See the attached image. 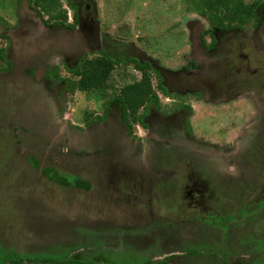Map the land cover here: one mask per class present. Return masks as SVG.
Returning a JSON list of instances; mask_svg holds the SVG:
<instances>
[{"label": "flooded vegetation", "instance_id": "1", "mask_svg": "<svg viewBox=\"0 0 264 264\" xmlns=\"http://www.w3.org/2000/svg\"><path fill=\"white\" fill-rule=\"evenodd\" d=\"M9 1L15 17L0 18L3 29L0 30V77L14 71L21 74L25 91L32 95L38 85L46 86L50 94L46 100L45 97L39 100L40 105L48 109L44 110L46 123L51 125L54 122L50 112L54 99L63 96L67 87L82 79L76 71L83 70L89 60L95 63L101 60L113 66L110 77L104 81L110 89L119 86L113 80L117 74L120 78L127 74L133 78L120 85L121 88L140 82L149 70H153L158 79L153 84L154 101L138 106L133 117L125 114L119 95L115 93L103 98L101 109L97 105L93 108L84 118L81 129L75 128L73 134L77 135L79 145L87 141L88 134H94L102 143L111 146L109 151L90 159L77 158L78 162L95 164L94 173H84L86 164L80 167V172L65 173L60 169L59 156L66 155L69 149L79 152L81 148L77 147L76 140L75 144L72 143L71 134L68 139L63 136L58 123L59 134L53 137L45 151L34 148L29 155L26 153L28 164L38 171L37 179L46 178L87 195L106 192L112 193V196H104L107 199H126L127 203L136 201L130 209L140 211V214L149 211L153 219H157V215L161 218L174 215L177 221L185 222L184 228L179 227L174 246H167L169 240L164 246L175 250L183 246L185 240L192 245L211 246L207 251L199 249V260H205L207 264L208 259L212 260L208 258L211 256L209 252L213 253L211 257L227 262L233 257L241 261L244 258H240V254L243 257V252L256 251L255 258L243 261L251 264L264 261V0L248 3L257 8L242 24L213 21L211 16L204 19L205 24L199 20L196 25L189 23L187 49L175 50L176 55L165 56V60L130 44L124 28L118 29L117 35L103 31L95 0H66V6L72 10L70 16L67 12V20L42 15L34 0ZM246 22L251 23V29L246 30ZM32 37L35 42L29 46L28 39ZM15 50H19L22 56L14 55ZM32 50L47 53V56L57 52L61 55L56 54L59 58L49 63L45 62L43 55L38 62H32L34 57L29 55ZM7 85V82L0 84L3 93L2 86ZM162 94L172 98H167L171 103L164 104V107ZM4 95L7 96V91ZM240 96L248 98L243 100L248 103L245 107L249 106V110L235 118L231 126H223L224 122L222 126L219 124L215 132L221 135V140L195 135L194 129L198 127L194 123V101H198V105L203 100L216 105L226 103L229 107L238 102ZM14 97L1 100L0 96V116L1 113L12 115V106L16 103ZM18 109L28 110L30 106L21 103ZM21 117L22 113L17 114L14 121L5 125L13 135L9 144L21 143L23 130L18 123ZM0 120L3 122L4 118L0 117ZM105 122L108 126L103 124ZM144 130L145 135L142 134ZM54 151L56 155L52 156ZM226 167H230V171H226ZM45 168H53L90 186L65 185L46 175ZM226 216H233L228 224L223 221ZM250 219H254V225L250 226L255 228L248 231ZM146 227L125 228L121 241L126 253L107 250L109 256L120 253L126 257V262L131 256L139 262L155 264H172L179 258H188L191 248L165 256H158L157 249H147L148 253L142 254L148 245L163 247L155 239H143L141 230ZM185 234H190L191 238ZM232 245H237V249L231 250ZM222 246L226 247L225 251L220 250ZM50 247L42 245L13 250L0 242V248L9 251L10 255L11 251L22 255L43 253ZM60 248L64 249L63 246ZM76 252L79 251L69 249L68 256ZM176 254L178 256H174ZM4 260L12 264L6 257ZM25 262L28 264L27 260Z\"/></svg>", "mask_w": 264, "mask_h": 264}, {"label": "rangeland", "instance_id": "2", "mask_svg": "<svg viewBox=\"0 0 264 264\" xmlns=\"http://www.w3.org/2000/svg\"><path fill=\"white\" fill-rule=\"evenodd\" d=\"M95 1L97 2L100 25L103 31L117 35L118 29L124 28L126 29L127 40L131 41L130 44H134L148 53L163 57V59L170 58L171 55L175 56V50L187 49L189 23L193 22L191 25H196L197 20H199L205 24L204 19H208L210 12H215L207 8L203 0ZM244 1L248 4L252 0ZM60 2L62 9L68 12L69 16L72 15L71 8L66 6V0H60ZM232 7L233 1H231L230 10L221 8L217 13L222 16V21L237 24L235 20L229 19L232 18L230 15L233 13ZM14 13L13 5L9 0H0V18H14ZM42 14L44 16L49 15L44 11ZM244 25H246V30L251 29V23L246 22ZM1 29L2 27H0ZM12 35L16 37L14 33ZM34 42L33 37L28 39L29 46H33ZM56 54L61 55V52L50 53L47 56V53L41 54L38 50L36 52L32 50L29 55L34 57L32 62H38V58L43 55L42 58L46 63H49L53 59L57 60L59 58ZM14 55L22 56V53L15 50ZM148 73L152 83L156 84L158 79H156L153 70H149ZM22 77L21 74H17L15 71L0 77V84L4 82L8 84L6 87L2 86L4 93L7 91V96L0 90L1 100H7L9 96L14 97L15 95L13 100L16 102L12 106L10 117V113H5V115L1 113L0 116L4 118L3 122L0 120V134L3 136L0 137V180H2V182L0 181V242L11 246L13 250L39 248L46 245L51 246L50 248L63 246L67 252L69 249H76L89 255L96 254L99 251L106 254L107 250L126 253L121 241L125 236L123 230L127 227L139 228L146 225L147 227L141 230V233L144 234L143 239L152 241L155 239L158 243L161 242L160 244L163 247L155 248V246L148 245L142 254H145L144 252L148 251L147 249L152 251L157 249L159 251L158 256H165L173 251L192 248L193 245L187 240L185 242L188 243L184 242L183 246L177 247L175 250L164 246L166 240L171 241L167 242V246H174L177 234H179V227L184 228L183 224L185 222L177 221L174 215H164L162 218L157 215V219H153L149 211L140 214V211L136 212L130 209L132 208L130 205H135L136 201L130 200L127 203L128 200L126 199L118 200L111 197L107 199L104 196H112V193L106 192L96 193L95 196L87 195L77 189L60 186L46 178L37 179L38 171L33 169L27 162L26 155L33 152L34 148L45 151L53 137L59 134L58 126L60 124L61 131L64 133L63 136L68 139L71 134L72 143L75 144L76 140L77 147L81 148L79 152H71L69 149L68 153H65L66 155L59 156L62 163L60 169L65 173L80 172V167L86 164L88 166L84 168L86 171L84 173L88 175L94 173L96 170L95 164L90 165V161L78 162L77 158L87 157L90 159L89 157L93 155L103 154L105 151L110 150V144L102 143L94 134H88L87 141H82V144L79 145L77 135H74L73 132L75 128L81 129L84 118L94 110L93 108L96 105L101 109L102 100L105 96L119 93L120 85L133 80V78L129 77L128 74L122 78L119 74L115 75L113 80L119 86H114L106 93L100 91L85 92L77 88L73 90L72 87H67L65 94L63 96L58 95L52 103L53 106L50 108V112H52L51 118H54V122L50 125L46 123V113L44 112L48 109L42 107L39 102L40 97H45L46 100V97L50 94L49 89L44 85H38L32 95V93L25 91L24 77ZM14 85L17 86L10 87ZM167 98L172 99L171 96L167 97L162 94L163 107L166 106L164 104L171 103ZM243 99L248 98L240 96L239 101L232 103L229 107L225 105L226 103L216 105L203 100L198 105V101H194L196 105L194 123L198 127V129H194L195 135L205 136L212 140H216V138L221 140V135L215 132L220 127L219 124L222 126L224 122L223 126H231L235 118L244 115L249 110V106L245 107L248 103ZM240 101L241 103H239ZM21 103L29 105L30 109H18ZM2 109L4 110V107ZM209 111L214 112V115L211 112L208 113ZM21 113L22 117L18 119V123L23 130L21 143L14 144L13 141L14 145H12L9 144L13 140L12 131L5 125L10 120L14 121L17 114ZM103 124L108 126L106 122ZM45 126L49 128L43 130ZM109 126L111 127L110 124ZM86 131L90 130L87 129ZM145 132L146 130L142 131V134L145 135ZM226 136L223 135L222 137ZM54 153L55 151L52 152V156L56 155ZM166 168H170V166ZM229 168L226 167L225 170L227 171ZM249 175L253 174L250 173ZM6 200L8 203H5ZM10 200L11 202H9ZM186 222L189 223V221ZM254 223V219H250L249 226H247L248 231L255 228V226H250ZM186 227L188 228L187 224ZM241 228L246 230L244 226ZM159 230L164 231L159 232ZM185 235L188 239L191 238L190 234ZM197 247L206 251L212 248L207 245L203 246V244ZM13 252L11 251V254ZM256 253L258 252L252 251L250 254L243 252V257L240 254V258L245 260L255 258ZM209 255L213 256V253L209 252ZM211 256L208 257L212 258L208 264H251L243 261L244 259L236 261L234 257L228 258L227 262H220L218 258ZM124 259L126 258L123 256L118 260L123 261ZM184 260L179 258L177 262L172 264H190L188 258ZM105 262H102V264ZM0 264L8 263L5 262L4 257L0 256Z\"/></svg>", "mask_w": 264, "mask_h": 264}, {"label": "trees", "instance_id": "3", "mask_svg": "<svg viewBox=\"0 0 264 264\" xmlns=\"http://www.w3.org/2000/svg\"><path fill=\"white\" fill-rule=\"evenodd\" d=\"M231 1H233V13L230 14L232 17L230 19L235 20L237 24H242L247 21L250 18V15H253L255 8H257V6L250 7L244 0H203V3L207 6V8L215 11L214 13L210 12L209 14L212 20L222 22L223 18L217 13V11L221 10V8L230 10ZM34 2L38 10L41 13H43V11L45 13H49L50 18L67 20V12L62 9L60 0H34ZM112 69L113 66L103 63L101 60L98 63L89 60L84 64L83 70L77 69L76 72L82 76V79L75 83L72 86V89L74 90L77 88L85 92L100 91L102 93H106L109 91L110 87L104 85V81L107 77H110ZM118 95L125 114L133 117L138 106L146 103L147 101H154L153 83L149 73L146 72L144 78L140 82L122 87ZM44 173L65 185L90 186L83 180L72 179V177L62 175L59 171H56L53 168H45ZM233 216H226V219H223L225 224H228L231 220L230 218ZM197 246L199 245L193 244L191 250H188L189 262L190 264H206L207 262L205 260H199L198 256H200L201 253L199 250L200 248ZM236 246L232 245L231 250L234 247L237 249ZM225 249L226 247L222 246L220 250L225 251ZM0 256L9 259L12 264H25L27 263L25 260L28 261V264H100L105 261L106 262L104 264H155L147 261L139 262V259L135 260L131 258V256H129L128 262H126L125 259L120 261L118 259L123 257V254H114V257L109 256L108 253H102L101 251L90 255L85 252H76L73 256H68V252L60 247L51 248L49 251H45L43 253L29 252L26 253V255H22L20 252H13V254L10 255L9 251L0 248ZM209 262L210 260L208 259V263ZM255 264H264V261Z\"/></svg>", "mask_w": 264, "mask_h": 264}]
</instances>
